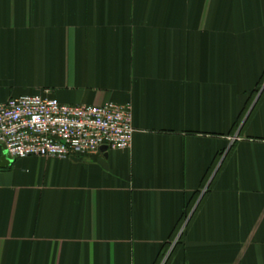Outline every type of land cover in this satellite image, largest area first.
I'll use <instances>...</instances> for the list:
<instances>
[{"label": "crops", "instance_id": "obj_1", "mask_svg": "<svg viewBox=\"0 0 264 264\" xmlns=\"http://www.w3.org/2000/svg\"><path fill=\"white\" fill-rule=\"evenodd\" d=\"M46 89L132 143L0 144V264H264V0H0V102Z\"/></svg>", "mask_w": 264, "mask_h": 264}, {"label": "built area", "instance_id": "obj_2", "mask_svg": "<svg viewBox=\"0 0 264 264\" xmlns=\"http://www.w3.org/2000/svg\"><path fill=\"white\" fill-rule=\"evenodd\" d=\"M49 89L0 102V144L14 158L94 155L131 146V103L66 104Z\"/></svg>", "mask_w": 264, "mask_h": 264}, {"label": "rangeland", "instance_id": "obj_3", "mask_svg": "<svg viewBox=\"0 0 264 264\" xmlns=\"http://www.w3.org/2000/svg\"><path fill=\"white\" fill-rule=\"evenodd\" d=\"M166 253H167V251L165 252V254H166ZM165 254H164V255H165ZM167 259H168V255H165L163 260H164V261H167Z\"/></svg>", "mask_w": 264, "mask_h": 264}, {"label": "water", "instance_id": "obj_4", "mask_svg": "<svg viewBox=\"0 0 264 264\" xmlns=\"http://www.w3.org/2000/svg\"><path fill=\"white\" fill-rule=\"evenodd\" d=\"M101 149H102L103 151H107V147H105V146H103Z\"/></svg>", "mask_w": 264, "mask_h": 264}]
</instances>
